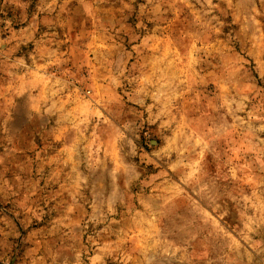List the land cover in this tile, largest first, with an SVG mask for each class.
I'll list each match as a JSON object with an SVG mask.
<instances>
[{
	"label": "rangeland",
	"instance_id": "rangeland-1",
	"mask_svg": "<svg viewBox=\"0 0 264 264\" xmlns=\"http://www.w3.org/2000/svg\"><path fill=\"white\" fill-rule=\"evenodd\" d=\"M0 264H264V0H0Z\"/></svg>",
	"mask_w": 264,
	"mask_h": 264
}]
</instances>
